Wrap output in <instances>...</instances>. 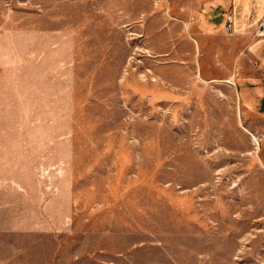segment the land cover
<instances>
[{"label": "rangeland", "instance_id": "1", "mask_svg": "<svg viewBox=\"0 0 264 264\" xmlns=\"http://www.w3.org/2000/svg\"><path fill=\"white\" fill-rule=\"evenodd\" d=\"M166 1L0 0V264H264V119Z\"/></svg>", "mask_w": 264, "mask_h": 264}, {"label": "crops", "instance_id": "2", "mask_svg": "<svg viewBox=\"0 0 264 264\" xmlns=\"http://www.w3.org/2000/svg\"><path fill=\"white\" fill-rule=\"evenodd\" d=\"M162 7L196 45L198 68L207 63L215 73L209 81H232L240 115L264 119V0H167Z\"/></svg>", "mask_w": 264, "mask_h": 264}, {"label": "built area", "instance_id": "3", "mask_svg": "<svg viewBox=\"0 0 264 264\" xmlns=\"http://www.w3.org/2000/svg\"><path fill=\"white\" fill-rule=\"evenodd\" d=\"M231 25H232V21H231L230 18H228V19H227V24H226V29H227V30H230ZM260 28L263 30V28H264V21H262V23H261V25H260ZM261 33H262V31L258 33V37L262 35Z\"/></svg>", "mask_w": 264, "mask_h": 264}]
</instances>
